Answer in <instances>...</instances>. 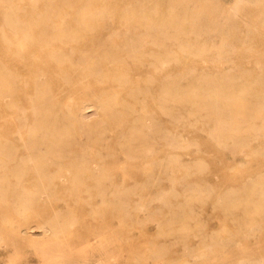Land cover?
I'll return each mask as SVG.
<instances>
[{
    "label": "rangeland",
    "instance_id": "1",
    "mask_svg": "<svg viewBox=\"0 0 264 264\" xmlns=\"http://www.w3.org/2000/svg\"><path fill=\"white\" fill-rule=\"evenodd\" d=\"M57 1L61 6L59 13L72 28L78 26V21L74 19L75 14L80 13L87 4L98 20L96 31L86 38L64 44L54 42L51 46L63 50L66 56L72 55L73 61L78 62L80 54L86 52L91 45H88L87 39L92 40L98 34L104 35V42L109 49L122 52L130 82L125 87L111 82H99L95 77L83 75L81 66H74L79 74L70 79L69 96L79 106L78 116L84 115L83 122L91 127V132L85 135L74 125L76 135L74 134L75 140L70 142L69 151L63 156L49 159L51 162L46 168L45 176L39 177V186L36 177L31 178V174L22 175L18 190L23 192L33 187L32 189L43 192L30 209L22 208L16 216L12 209H7L0 196V264H260L259 259L264 260V228L253 233L257 235L258 232L257 236L251 234L238 237L237 229L243 227L245 221L243 213L235 210L227 214L216 198L231 191H243L250 183L264 176V136L259 134L234 140L218 138L213 133L212 120L204 118L205 111L198 112L192 108L181 107L170 108V111L166 106L167 102L163 103L159 98V88L164 82L183 74H210L209 77H215L236 68H247L252 76L259 72L264 79V58L257 62L250 59L243 63L225 58L218 60L219 55L234 57L243 49L255 53L257 57L264 54V17L259 16L264 15L261 10L264 0L258 4L252 0H216L224 10L228 6L236 8V12L229 16L232 26L237 27L241 35L246 31L249 33L244 37V44L240 46L234 40L223 42L222 36L215 32L205 34L203 39L210 46L223 47L220 51L211 50L204 56L185 58L177 42L155 45L152 37L145 34L143 26L132 27L133 38L143 40L140 45L136 44L143 51V62L124 56V36L121 33L125 26L119 15L130 6L137 8L135 13L138 15L150 11L151 8H158V14L161 15L168 0H93L91 3L88 0ZM48 3L49 0H11L10 3L0 1V21L11 12L16 17L15 21L31 23L36 17L46 13ZM239 15L244 17V21ZM109 44H112V48ZM231 46L236 48L229 51ZM22 48L19 44L13 45L17 53ZM162 51L176 54L179 58L161 65L155 61L154 56ZM105 62L102 60L101 63ZM18 64V71L24 72V60ZM107 67L109 65H104L103 71ZM54 79L57 77L54 76ZM62 84L63 80L60 78L53 92L59 94L63 89ZM135 88L139 92L133 98L130 94ZM29 96V93L21 92V102L19 101L27 115L31 111ZM109 96L116 99L118 111L125 115L129 113L130 118L137 115L147 116L151 132L152 129L158 130L166 136L164 139L156 138L146 142H156L153 145L154 151L141 154L127 151V148L136 146V141L126 138L129 132L128 123H118L107 116L102 103ZM70 99L63 98L62 102L68 103ZM74 110L70 108V111ZM12 112L16 117L21 116L18 108H13ZM168 112L179 118L172 119ZM191 112L195 116L187 117ZM15 116L10 117L11 127L15 123ZM73 120L69 119L77 124V120ZM12 139L19 145L17 134H13ZM241 143H246L247 147L239 146ZM19 151L24 153V148L19 147ZM78 166L81 169L87 166L88 169L80 171ZM7 175L13 180L10 173ZM249 198L256 200L258 194H249ZM55 211L64 217H71L72 227L69 226L58 234H42L33 243L18 242L15 239L16 236H24L18 232L19 228L36 222H46ZM180 224L189 227L190 231L185 235L173 233L167 240L168 231L176 230ZM214 238L218 242H211Z\"/></svg>",
    "mask_w": 264,
    "mask_h": 264
},
{
    "label": "bare ground",
    "instance_id": "2",
    "mask_svg": "<svg viewBox=\"0 0 264 264\" xmlns=\"http://www.w3.org/2000/svg\"><path fill=\"white\" fill-rule=\"evenodd\" d=\"M0 1L10 3L11 0ZM92 1L93 0H88V3ZM57 2V0H49L46 13L39 15L36 17V20L31 23L25 24L20 21H15L14 18L16 17L11 12L5 15V18L0 21V196L7 209H12V212H14L16 216L20 214L22 208L30 209L35 200L38 199V196L43 193L36 188V190L32 189L33 187L23 192L18 190V185L22 182V175L31 174V178L36 177L39 186L41 182L39 177L45 176L46 168L51 162L49 159L53 156H63L66 151H69L70 142L72 143L75 140L74 125H77L79 130L85 135L91 132V127L89 128L83 122V120H85L83 119L84 115H81L82 117L78 116L79 106H76V103L72 102L69 96L71 93L69 89L71 80L73 77L77 76L76 74H79L74 66H81L84 71L83 75L95 77L94 79L99 82L116 83V85L121 87H125L130 82L125 71L126 61L122 58V52L112 48V44H109L112 50L109 49V46L107 47L104 42V35L101 36V34L96 33L98 34L96 38L92 40L90 38L87 39L88 45H91L87 51L84 49L86 52L80 54L78 59L76 58L78 62L73 61L74 57L72 55L66 56L62 52L63 50L51 46L54 42L64 44L86 38L87 35H91L96 31V20H98L97 15L90 11L88 4H85L86 6L84 9L74 16V19L78 21V26L72 28L69 26V23L63 20V15L59 13L61 6L60 3ZM252 2L258 4L261 0H252ZM166 5L164 13H161V15L158 14V12L160 13L158 8H151L150 11L142 12L138 15L135 13L137 8L135 9V7L131 6L128 9L125 8L123 10L124 13L119 15V17L124 20V25L122 23L121 25L125 26V30L121 33L124 36L123 43L125 45L123 47V53L125 57L131 58L137 62L142 60L143 51L139 46H136V44L140 45L143 43V40L133 38L131 31L132 27L134 28V26L138 25L145 28V34L152 37V43L155 45L171 41L172 43L177 42L179 44V50L185 58H189V56L190 58L204 56L211 50L215 49L220 51L222 49V45L213 48V46L206 43L203 39L205 34L215 32L222 36L223 42L234 40L239 46L244 44V37L248 36V31L244 32V35H241L239 29L233 27L234 25L232 26L231 24L229 16L233 12H236V8L228 6L226 7L227 9L224 10L219 6L220 4L218 5L216 0H168ZM141 8L145 9V6L141 5ZM261 10L264 11V7H261ZM259 16L260 18L264 17L263 14ZM32 27H36V29L34 30ZM15 44H19L23 47L18 53L13 49V45ZM115 46H118V44H115ZM234 47L236 48V46H231L228 50H233ZM69 52L71 51L69 50ZM212 56L215 55L213 54ZM178 58L179 56L176 54H170L166 51H162L159 54L157 53L154 56L155 61H158L161 65H166L169 61H177ZM210 58L211 56L209 59ZM223 58L239 63L249 61L250 59H255L254 62H257L258 59L264 58V54H259L257 57L255 53L243 49L234 57L230 55L218 56V60ZM23 60L26 64V69L24 72H19L18 69L20 67L18 63ZM102 60L106 62L102 64ZM104 65H109V67L103 71L102 67ZM146 67L148 68V66ZM223 67H225V65ZM216 70L214 72H216ZM209 75L201 76L200 74L197 76L194 73L183 74L166 83L164 82L159 88V98H161L163 103L167 102L166 106L169 110L170 108L181 107L192 108L198 112L205 111L204 118L212 120L214 124L213 133L218 135V138H230L234 140L242 139L243 137L257 136L259 134L264 136V79L262 75L258 72L256 75L252 76L247 68L228 70L221 76L215 75V77H209ZM47 76L49 79H44ZM54 76H56L57 79H54ZM60 78L63 80V89L59 94H56L53 92V88L58 86ZM150 85H153V83ZM21 92H26L30 95L29 101L31 103V111L28 115L25 113L23 106L19 103ZM138 92V89L135 88L131 91L130 95L136 98ZM63 98H69L70 100L68 103L62 102ZM116 105V99L111 96L107 97L102 103L103 108L107 111V116L110 117L112 121L128 123L129 132L126 138L131 141H136V146L127 148L128 152L132 154L152 152L155 150L153 145L156 142L153 144L146 142L155 140L156 138H166V136L159 133L158 130L152 129L151 132V126H149L150 123L148 122L149 118H147V116L137 115L130 118L129 113L125 115L121 111H118ZM160 105L163 106L162 103H160ZM13 108H18L21 116L16 117L12 112ZM70 108L75 110L70 111ZM64 109L68 111L65 112ZM94 113L95 112H93V114ZM168 115L174 120L179 118V116L171 115L169 112ZM11 116H15L13 127L10 126ZM190 116H195V113L191 112L187 115V117ZM68 118L77 120V124L70 122ZM74 120L73 122H75ZM13 134L18 135L19 145L13 142ZM238 145L245 146L247 144L241 143ZM19 147L24 148V153H20ZM78 169L81 171L88 168L85 166L81 169V167L78 166ZM230 169H232V167ZM7 173H10L13 180L9 179ZM259 175L261 176V174ZM42 187L45 188V186ZM252 193L258 194L256 200H251L249 198V194ZM216 199L217 203L223 206V210L226 211L227 214L235 210H241L243 213L245 221L243 227L237 229L236 235H238V237L251 235L256 230H260L262 227L264 228V176L250 183L243 191H231ZM72 223L73 219L71 217H64L60 212L55 211L52 212L51 218L46 222H36L25 228H19L18 232L20 234L22 233L24 236H16L15 239H17L18 242L33 243L35 238L42 234H58L64 232ZM188 228L189 227H185L184 224H180L176 230L170 229L167 233V240L170 238L169 235L173 233L177 235L187 234L190 231ZM211 242L215 243L218 241L214 238V240L211 239ZM249 244L247 246H249ZM215 247H217V245ZM39 251L44 252L43 249H39ZM259 263L264 264V260L259 259Z\"/></svg>",
    "mask_w": 264,
    "mask_h": 264
}]
</instances>
